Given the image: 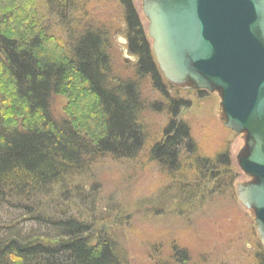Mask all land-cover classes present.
I'll return each instance as SVG.
<instances>
[{
    "label": "trees",
    "instance_id": "1",
    "mask_svg": "<svg viewBox=\"0 0 264 264\" xmlns=\"http://www.w3.org/2000/svg\"><path fill=\"white\" fill-rule=\"evenodd\" d=\"M90 1L0 0V211L21 208L32 225L29 233L0 229V264H117V245L95 239L92 224L46 213L71 202L74 193L83 200L64 177L93 170L106 154L131 161L141 156L192 180L208 173L220 189L232 188L237 178L228 152L198 155L189 124L177 119L188 104L169 97L131 1L119 0L128 51L137 57L129 75L114 73L113 27L89 14ZM144 81L166 104H146ZM58 96L67 101L60 115L53 105ZM162 108L169 119L155 137L143 114ZM172 250L159 264L193 261L187 247ZM254 263L264 264L261 242Z\"/></svg>",
    "mask_w": 264,
    "mask_h": 264
},
{
    "label": "rangeland",
    "instance_id": "2",
    "mask_svg": "<svg viewBox=\"0 0 264 264\" xmlns=\"http://www.w3.org/2000/svg\"><path fill=\"white\" fill-rule=\"evenodd\" d=\"M130 1L152 47L142 0ZM90 6L91 16L113 27L110 51L114 73L129 75L130 65H134L137 57L128 51L119 0H91ZM39 8L45 15L46 7ZM162 77L169 97L188 104L177 119L189 124L198 155L213 158L220 152H228L232 169L237 173L232 188L220 189L216 181L209 180L208 173L195 174L197 178L192 180V175L184 178L171 174L157 162L141 156L131 161L115 160L106 154L98 157L93 170L64 177L69 178L70 188L80 189L83 200L74 193L71 202L62 203L56 212L50 208L46 213L57 219L71 217L92 224L91 235L95 239L108 237L117 245V264H159L173 251V246L190 249L193 258L190 264H255L256 246L261 239L253 212L241 203L237 188L250 180L238 163L245 145L244 135L224 125L217 91L173 85ZM141 91L147 105L165 102L160 90H155L148 81L143 82ZM66 102L65 97L54 98L56 114L64 113ZM146 111L142 123L150 135L157 137L169 119L167 108ZM70 193L72 190L65 192ZM62 198L65 202L64 194ZM9 206L0 211V229L12 226L29 233L32 225L28 213Z\"/></svg>",
    "mask_w": 264,
    "mask_h": 264
},
{
    "label": "water",
    "instance_id": "3",
    "mask_svg": "<svg viewBox=\"0 0 264 264\" xmlns=\"http://www.w3.org/2000/svg\"><path fill=\"white\" fill-rule=\"evenodd\" d=\"M142 11L165 78L217 91L224 125L244 135L238 198L264 246V0H142Z\"/></svg>",
    "mask_w": 264,
    "mask_h": 264
}]
</instances>
